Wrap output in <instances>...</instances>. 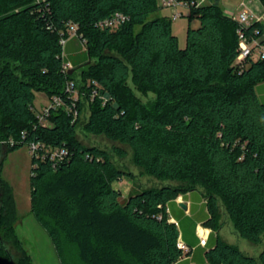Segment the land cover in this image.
<instances>
[{
  "label": "trees",
  "instance_id": "trees-1",
  "mask_svg": "<svg viewBox=\"0 0 264 264\" xmlns=\"http://www.w3.org/2000/svg\"><path fill=\"white\" fill-rule=\"evenodd\" d=\"M159 9V0H0V141L27 133L6 146L0 166V264H32L11 250L17 208L1 177L8 154L30 142L68 151L56 168L33 157L30 181V212L63 264L70 254L79 264H264V248L253 257L217 234L223 207L241 238L264 237V60L235 66L238 24L217 5H191L189 20L200 25L188 28L184 49ZM117 13L128 20L101 26ZM254 29L263 35L261 24ZM68 81L89 87L90 98L77 102L87 117L74 122L59 109L35 129L36 92L65 99ZM136 93L155 99L144 104ZM80 126L129 146L161 185L124 197L114 183L133 174L109 152L82 145ZM199 223L212 228L205 247Z\"/></svg>",
  "mask_w": 264,
  "mask_h": 264
},
{
  "label": "rangeland",
  "instance_id": "rangeland-1",
  "mask_svg": "<svg viewBox=\"0 0 264 264\" xmlns=\"http://www.w3.org/2000/svg\"><path fill=\"white\" fill-rule=\"evenodd\" d=\"M171 9L162 8L159 9L157 15L160 16H171ZM179 12L183 13V16L178 20L172 22V32L178 38L179 47L184 49L187 44V30L188 28H198L200 23L197 18L189 20V10L180 8ZM140 28L136 29L138 32ZM254 58H257V54H254ZM75 78H79V74H75ZM84 89H80L79 85L75 83V89H72L70 95L74 100L79 98L89 99V87L86 85ZM66 90V88H65ZM65 101H72L69 98L68 93H65ZM86 95V97L84 96ZM260 95V93H258ZM136 96L144 104L150 103L155 99L153 93H136ZM49 104V97L46 93L36 92V98L34 101V108L37 112L45 108ZM78 106V105H77ZM89 114L85 111L81 117L82 121ZM79 119V118H78ZM80 120V123H82ZM77 138L82 145L96 146L99 147L111 155L112 161L116 167L126 172L133 174L134 178H122L118 182L114 183V187L121 191L124 197H127L133 187L137 188H151L158 187L161 185V181L153 178L147 174H144L143 170L137 166L134 162L133 152L129 146L122 144L118 141H113L105 136H94L88 134L83 129V126L78 128ZM4 142V141H3ZM0 141V166L4 158V153L7 144H3ZM124 151L123 156L118 154V151ZM33 154L30 152L27 146H24L16 151H12L8 154L7 158L3 163L1 177L12 187V192L16 201L17 208V220L15 221L14 231L17 237L18 247L15 249L11 246V250L14 253L15 258H18L25 253L30 257L32 264H63L60 257L58 256L57 250L47 235L42 229L39 223L31 214V176L33 175ZM176 184L175 182L173 183ZM183 200L180 196L177 200ZM203 202L206 203V199L203 198ZM1 205V203H0ZM218 224L221 228L218 231V236L226 243L238 246L244 253L258 257L264 248V237L262 242L259 244L253 243L247 239L241 238L236 229L234 228L233 222L226 214L223 207L219 208L218 211ZM205 223L201 227L210 230L212 228L204 227ZM71 264H79L76 256L70 254L68 257Z\"/></svg>",
  "mask_w": 264,
  "mask_h": 264
},
{
  "label": "built area",
  "instance_id": "built-area-1",
  "mask_svg": "<svg viewBox=\"0 0 264 264\" xmlns=\"http://www.w3.org/2000/svg\"><path fill=\"white\" fill-rule=\"evenodd\" d=\"M161 8L171 9V16L170 19L172 21L178 20L180 17L183 16L182 12H179L180 8L188 9L191 5L201 6L203 5L205 0H159ZM233 18L234 21L238 24V37H239V48H238V55L235 61V66L242 70L249 66L250 61H258L264 60V40L262 39V35L259 29H254L252 33H249L248 30L252 27L255 23L253 17L247 12H241L238 15H229ZM128 20L123 14L117 13L112 18L106 19L105 21L101 22V26L103 27H111L116 28L120 26L122 23ZM76 35V29H73V34ZM62 45L64 46L66 43L65 39L61 41ZM254 54H257V58H254ZM73 66L70 63L65 65L66 70L72 69ZM66 90L65 93H68L69 98L72 99L71 104L67 105L66 101L62 96H54L49 98V104L45 106V108L41 109L40 112H37L34 107L31 110L35 113L37 117V124L34 126L36 129L37 127H44L50 125L49 118L53 111L64 109L67 113L73 116V121H77L80 116V111L78 109V100H74L70 95L72 94V89H75V83L73 81H68L66 83ZM96 95V92H94ZM93 95V96H94ZM70 102V101H69ZM26 132H22V140L26 137ZM17 141L15 139H9L8 141H2L3 144H7L11 147H14L18 144L23 143V141ZM27 146L30 152L33 154V157L41 159L43 161L49 160L53 167L56 168L59 163L63 162L67 156L68 151L65 148L61 149H54L50 146H47L43 143H36L30 142L27 143ZM197 234L200 240V245L205 247L207 245L209 239V231L201 225L197 227ZM178 247L183 250H189L188 246L180 239L178 242Z\"/></svg>",
  "mask_w": 264,
  "mask_h": 264
},
{
  "label": "crops",
  "instance_id": "crops-1",
  "mask_svg": "<svg viewBox=\"0 0 264 264\" xmlns=\"http://www.w3.org/2000/svg\"><path fill=\"white\" fill-rule=\"evenodd\" d=\"M205 4H214L219 6L223 11V13L228 16L233 14L238 15L241 12H247L253 17L254 22L261 24L264 29V4L262 0H205L203 5ZM262 39L264 40V33L262 35ZM182 198L184 199L183 196ZM180 202L188 203L189 210L185 212L189 214L191 202L186 201L185 199L184 201L182 199L180 201L177 200L178 205ZM171 221L176 222V220L173 217ZM202 224L203 223H199L198 225H202ZM210 233L211 231L209 230V236Z\"/></svg>",
  "mask_w": 264,
  "mask_h": 264
},
{
  "label": "water",
  "instance_id": "water-1",
  "mask_svg": "<svg viewBox=\"0 0 264 264\" xmlns=\"http://www.w3.org/2000/svg\"><path fill=\"white\" fill-rule=\"evenodd\" d=\"M179 205L184 211H188L189 210V205H188L187 202H180Z\"/></svg>",
  "mask_w": 264,
  "mask_h": 264
}]
</instances>
